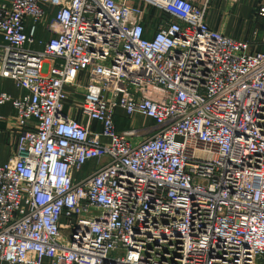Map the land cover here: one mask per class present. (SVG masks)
Masks as SVG:
<instances>
[{
  "label": "built area",
  "instance_id": "1",
  "mask_svg": "<svg viewBox=\"0 0 264 264\" xmlns=\"http://www.w3.org/2000/svg\"><path fill=\"white\" fill-rule=\"evenodd\" d=\"M208 8L0 0V264H264V48Z\"/></svg>",
  "mask_w": 264,
  "mask_h": 264
},
{
  "label": "crops",
  "instance_id": "2",
  "mask_svg": "<svg viewBox=\"0 0 264 264\" xmlns=\"http://www.w3.org/2000/svg\"><path fill=\"white\" fill-rule=\"evenodd\" d=\"M195 3H203L206 0H191ZM259 5H264V0H209L207 19L210 26L227 36L246 39L258 50L264 48V20L257 16ZM0 91H5L12 96H19L24 91L16 86L11 79L3 78L0 83ZM3 115L10 117L2 124L0 136V164L5 163L13 150V133L11 127L14 121L12 106L6 103L0 106ZM150 119L137 114L132 121L125 117L122 110L118 109L115 115V123L118 129L123 130L130 126L140 127L150 124Z\"/></svg>",
  "mask_w": 264,
  "mask_h": 264
},
{
  "label": "rangeland",
  "instance_id": "3",
  "mask_svg": "<svg viewBox=\"0 0 264 264\" xmlns=\"http://www.w3.org/2000/svg\"><path fill=\"white\" fill-rule=\"evenodd\" d=\"M260 262H261V263H264V260H261Z\"/></svg>",
  "mask_w": 264,
  "mask_h": 264
},
{
  "label": "trees",
  "instance_id": "4",
  "mask_svg": "<svg viewBox=\"0 0 264 264\" xmlns=\"http://www.w3.org/2000/svg\"><path fill=\"white\" fill-rule=\"evenodd\" d=\"M152 13H154V10H152Z\"/></svg>",
  "mask_w": 264,
  "mask_h": 264
}]
</instances>
